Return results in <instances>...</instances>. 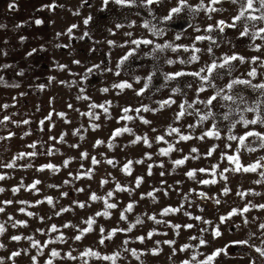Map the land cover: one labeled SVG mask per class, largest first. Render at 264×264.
<instances>
[{
  "label": "rangeland",
  "instance_id": "1",
  "mask_svg": "<svg viewBox=\"0 0 264 264\" xmlns=\"http://www.w3.org/2000/svg\"><path fill=\"white\" fill-rule=\"evenodd\" d=\"M200 2L188 0L193 6ZM203 2L204 9L199 12L191 13L185 9L172 20L165 21L161 17L176 6L177 0H162L160 4L149 6L139 0L133 6L109 3L103 11L102 0H87V3L84 0H0V66H8L7 60L12 58L11 69H16L13 60L18 57L23 60L22 69L35 70L42 64L51 101L48 155L44 165L56 166L55 171L40 170L41 166H0V175L5 177L0 180V189H3L0 207L4 209L0 212V224L5 227V232L0 235V244L4 245L0 247L2 264H46L49 259L52 264H182L183 261L191 264H264V256L255 250L264 249V228L260 227L264 224V208L259 207L264 205V177L261 176L264 148L253 137H249L245 145H241L239 139H228L230 135L239 138L247 131L264 133L262 124L246 127L242 122L235 123L240 120L241 112L245 119L255 118V112L242 110L264 100L261 95L264 90L238 84L229 93L226 87L237 78L250 80L253 85L264 83V39H253L251 34L240 36L245 23L251 33L264 27V21L242 19L236 22L235 28H229L226 25L233 23L239 4H233L231 0L217 4H211V0ZM208 7L220 10L207 12ZM77 11L79 14H74ZM89 15L92 19L84 24ZM38 19L43 23L37 25ZM220 20L226 22L223 32L217 27L211 32L206 31L209 24L216 25ZM145 21L150 22L149 28L143 26ZM253 23L255 28L251 27ZM73 24L77 27L69 33L67 30ZM117 24L121 27H116ZM153 25L163 29V35H154L149 30ZM198 35L211 36L212 40L198 41L195 39ZM145 39L152 40L153 44L137 46L132 43ZM165 43L184 47L176 51L165 48L153 52L155 44ZM193 45L202 51L195 53ZM209 47L212 54L207 51ZM133 49V55L118 68L121 57ZM233 53L244 57V62L232 61L230 74L228 68L212 73L210 79L214 87L191 75L165 79L166 74L177 71L197 72L210 65L213 59L219 63L225 54ZM193 54L199 56V60L188 62ZM253 57L259 59L253 62ZM169 59L175 63L168 64ZM180 60L185 63L181 64ZM97 64L99 69L87 72ZM253 68L257 72L255 77L248 75ZM149 74L152 79L148 88L137 95ZM124 81L132 87H113ZM202 84L205 90L197 91ZM221 89V96H217L211 105L200 102ZM227 94L243 96L245 103L223 100L222 95ZM168 100L175 103L163 104ZM181 104L185 105L184 115L177 119ZM92 105H104L108 111ZM145 106L148 111L144 110ZM125 108L130 109L127 115L132 119H120L125 115ZM209 111L213 115L201 121L199 117ZM260 112L264 115V103L260 104ZM225 113L230 114L227 120ZM144 120L150 123L146 124ZM233 123L235 127H232ZM213 126L219 131V138L205 135ZM125 127L132 131L113 137L116 129ZM171 128L179 131L171 132ZM181 135L190 139L181 140ZM145 136L148 144L143 141ZM158 136L164 139L158 141ZM136 137L141 139L133 143ZM98 140L103 143L96 144ZM169 145L173 150L162 155L160 149ZM250 148L255 150L250 151ZM49 149H52L51 154ZM192 149L197 151L192 152ZM84 152L88 154L86 158L81 156ZM185 156L188 159L184 164L173 163ZM228 156L239 158L240 171L233 170L237 163L228 160ZM92 157L99 163L93 164ZM109 159L114 163H107ZM66 160L69 161L67 166ZM129 161L130 174L123 170ZM251 165L259 166L255 172L243 171ZM199 169L207 171L200 172ZM191 170H195L193 178L186 175ZM89 172L90 176L85 175ZM137 177H142L139 186ZM37 180L40 183L29 189L28 186ZM104 180L107 183L102 184ZM203 180H215L216 183H201ZM117 183L128 190H117ZM14 188L19 191L14 192ZM109 191L113 196L108 202L117 207L108 209V216H97V212L105 211L104 200L93 201L90 197L93 193L106 197ZM46 197H52V205L47 203ZM79 203L85 207H79ZM129 203L133 205L130 212L125 210ZM245 206L249 211L241 212ZM21 208L25 211L21 212ZM62 208L68 211L56 215ZM165 208L178 211L164 214ZM233 209L236 213L229 216ZM28 212L34 215L29 216ZM122 213L126 219L120 218ZM153 215L160 223L149 219ZM138 217L139 224L136 223ZM221 217H225L223 223ZM89 218L94 220L92 230L82 233L81 230L88 227L86 221ZM16 221L26 223L13 227ZM189 224L191 228L185 227ZM52 225L56 226L55 232L51 230ZM131 225L135 227L127 231ZM217 228L221 232L218 237L214 235ZM113 229L124 231L113 233ZM149 232H152L151 237ZM77 235H81L80 240L75 239ZM12 236L22 239L13 241ZM137 237H144L143 242ZM101 239H104L103 244ZM201 239L206 243L201 244ZM166 240L175 243L169 245L164 243ZM33 241H39V245L33 247ZM233 241L247 243L234 244ZM184 245L189 247L181 251ZM88 249L98 252L99 257L82 255ZM151 249H158L159 254L153 255ZM217 249L226 250L213 256ZM53 250L60 255L52 257ZM131 250H136L139 259ZM13 252L21 254L12 257ZM68 253L76 259H70ZM115 253H119L115 261L103 259ZM32 257H36L35 262Z\"/></svg>",
  "mask_w": 264,
  "mask_h": 264
},
{
  "label": "snow or ice",
  "instance_id": "2",
  "mask_svg": "<svg viewBox=\"0 0 264 264\" xmlns=\"http://www.w3.org/2000/svg\"><path fill=\"white\" fill-rule=\"evenodd\" d=\"M85 3H87V0H84ZM138 0H102V8H101V11H103L104 9H106V7L108 6L109 3H114L116 5H119V6H133L135 4H137ZM140 3H142L143 5L145 6H149V5H153V4H160L162 3V0H139ZM222 0H211V4H217V3H221ZM231 2L233 4H239V11L238 13L232 18L233 20V23L231 24H227L226 25V22L224 20H220L217 22L216 25H212V24H209L207 26V29L206 31L207 32H211L213 30L214 27H217L219 28V31L220 32H223L224 31V26L226 25L227 27L229 28H235L236 27V22L237 21H241L242 19L243 20H246V21H252V22H255V21H264V0H231ZM258 5V7H257ZM10 7H13V5H10ZM51 7V6H50ZM185 9H188L191 13H197L199 12L201 9H204V2L203 0H201L200 4L198 5H190L188 3V0H177V4L176 6L172 7L169 9L168 11V14L161 17L162 20H165V21H170L174 18V16L176 15H179L182 11H184ZM207 12H215V11H219L220 9H217V8H214V7H208L207 9H205ZM255 13H259V15H256ZM74 14H79V12L77 11L76 13ZM92 19L91 15H89L88 17H86L84 19V24H88L89 21ZM35 23L37 25L43 23V21L41 20H36ZM149 21H145L143 26L145 28H149ZM77 25L73 24L71 25L69 28H68V32L71 33L72 32V29L73 28H76ZM116 27H121V25L117 24ZM252 28H255V24L253 23L251 25ZM154 35H157V36H160V35H163V29H157L154 25L149 29ZM197 31H199V29H197ZM249 34H251L252 38L253 39H256L257 37L261 38V39H264V36H262L261 34H264V27H260L258 29H256L255 31H251L250 33V29H249V25L247 23H245L244 25V29L243 31L240 32V36H248ZM85 35H87V33H85ZM127 35H131V33H127ZM177 39H179V35H177L176 37ZM23 39V38H21ZM196 40L198 41H201V40H212V37L211 36H203V35H198L195 37ZM109 43H112L111 41H109ZM133 44H136L137 46H139L141 43L143 44H153V41L152 40H133L132 41ZM180 47H184L183 45H176V46H173L171 43H165V44H155V47L153 48V52H155L156 50H160V51H163L165 48H170L172 51H176L177 48H180ZM257 49H259V45L256 46ZM187 50V49H186ZM193 50L195 53H199L201 52L202 50L200 48H196L194 45H193ZM35 51V49L33 50ZM135 49L133 50H130L126 55H124L123 57H121L119 63L117 64V67L119 68L126 60H128V58L130 56L133 55ZM208 53L209 54H212V48L209 47L207 49ZM29 55H31V53H29ZM257 59H259L258 57H253L252 58V61L255 62ZM199 60V56L193 54L191 57H190V60L188 62H194V61H197ZM236 60H239L240 62H244V57L242 56H239L238 54L236 53H233L232 55H227L225 54L222 58H221V62H217L216 59H213L212 60V63L210 65H206V67L204 68H201L199 71L197 72H190V73H186L184 71H177L175 73H169V74H166L165 75V79L166 80H172L176 77H180V76H183V75H191V76H194V77H197L200 81L202 82H208L209 83V86H212L214 87V84H212V81L210 79L212 73H214L217 69H223V68H228L229 70V74L231 72V62L232 61H236ZM75 63H80L79 61H74ZM168 64H172V63H175V61L169 59L166 61ZM181 64L185 63L184 60H180L179 61ZM63 67V66H61ZM100 68V65L97 64V65H93L92 68H89L87 69V72L91 73L93 71V69H99ZM107 71H111V69H106ZM207 73V75H201V73ZM116 75H119V72H116L115 73ZM248 75L251 76V77H255L257 75V72H256V69L253 68L251 71L248 72ZM137 80L139 79V77L136 78ZM151 79H152V74H149L148 77L146 78L147 82L145 83L144 85V88H141L139 90V92H137V95L141 94L144 92V90L146 88H148L150 82H151ZM63 83V81L61 82ZM238 84H243V85H247V86H250L254 89H257V90H264V83L262 84H256V85H253L251 83L250 80H245V79H233L226 87L227 89L229 90V93H231V90L234 88L235 85H238ZM15 86V85H14ZM113 87H117V88H131L132 87V84L128 83L127 81H124V82H121L120 84H116V85H113ZM189 87H191V85H189ZM204 87H203V84L197 89V91L199 92H202L204 91ZM104 91H107V89H104ZM174 91H178V89H174ZM223 90H218L216 92L215 95L209 97L206 101H200L202 103H205L206 105H211L212 102L214 100L217 99V96H221ZM23 95V94H22ZM261 95L264 96V91L261 92ZM79 98V97H78ZM223 100H226V101H232L233 103H236L237 100H239V102L241 104H244L245 103V100H244V97L243 96H239V95H232V94H227V95H222L221 97ZM169 103H175V101H171V100H168V101H164L163 104H169ZM261 103H264V100H258L254 106L252 107H248L246 106L242 111L243 112H255L256 113V116L255 118L251 119V120H248V119H245L242 112H241V116H240V120L239 121H236L235 123H240L242 122L246 127L248 125H255L257 123L259 124H262L264 125V115L261 114L260 112V104ZM188 107H191V105H187ZM2 107L4 108H7L8 105H3ZM69 107H71L69 105ZM92 107H100V108H103L105 112L108 111L107 108L104 107V105H92ZM180 108H181V112L177 115V119H179L180 116H183L184 115V110H185V105L184 104H181L180 105ZM144 110L145 111H148L149 109L145 106L144 107ZM237 111H240L239 108L236 109ZM130 111L129 108H125L123 109V112L125 113V115L121 116L120 119H127V120H130L132 119L131 116H128L127 113ZM136 111H140L139 109H136ZM60 115H63V113H61ZM86 115H93L92 113H86ZM213 113L211 111H209L207 113V115H201L199 118L201 121L207 119L208 117L212 116ZM229 113H225L224 114V119H229ZM141 119H143V117H141ZM10 120V117L9 116H4L3 117V120H0V123H3L5 121H8ZM144 123H150L149 121L147 120H144L143 121ZM22 123L24 124H27L29 123L28 120H24L22 121ZM41 124L44 123V121L42 120L40 122ZM235 123H233L232 127H235ZM93 127H99L98 125H94ZM191 127V126H190ZM79 131V130H77ZM132 130L130 128H123V129H116L113 133V137L121 134L122 132H131ZM153 131H155V129H153ZM179 129H176V128H171V132H178ZM27 134V133H26ZM12 133H9V136H11ZM205 135L207 136H215L216 138H219V131L215 128V126H213V129L209 130L208 132L205 133ZM249 137H253L255 138L256 140L259 141V146L261 148H264V133H260V132H256V131H247L244 135L240 136L239 138H237L236 136L234 135H230L228 137V139L230 140H237L239 139V142L241 145H245V141L249 138ZM0 139H4V137H0ZM51 139H55V137H52ZM63 138L61 137V140ZM141 139V137H136V140L133 141V143L139 141ZM156 139L159 141V140H163L164 137L163 136H158L156 137ZM180 139L181 140H187V139H190V137L188 136H184V135H181L180 136ZM201 139H203V137H201ZM143 141L145 144H148V140H147V137L145 136L143 138ZM103 143V141H97L96 144H101ZM150 146V145H149ZM31 148H35L36 145L35 144H32L30 145ZM73 147H78V145H73ZM109 147H111V144H109ZM228 147H231V145H228ZM173 150V146L172 145H169L168 148H162L160 149V152L162 155H167L170 151ZM250 151H254L255 149H252L250 148L249 149ZM197 150L196 149H192V152H196ZM52 152V149H49V153L51 154ZM36 153L35 152H29V153H19L17 155V157H15L13 159L12 162L10 163H7L5 165H3L4 167H7V168H13L15 167V160L16 159H22L23 157L25 156H35ZM87 153L84 152V153H81V156L82 158H86L87 157ZM208 155H211V152L208 153ZM188 159L187 156L183 157L182 159H178V160H175L173 161V163L175 165H182L185 163V161ZM228 160L230 161H236L237 163V167L235 169H233L234 171H240L241 170V165H239V158L237 156H228ZM138 162H141V161H138ZM69 163V161H65L64 164L65 166H67V164ZM92 163L93 164H97L99 163V161L96 160L95 157H92ZM107 163L109 164H113L114 161L112 159H109L107 161ZM131 164V161H129L128 164H126L124 166V171L129 173L130 174V168H129V165ZM259 165H251L249 167H245L243 168V171L245 172H249V171H252V172H255L257 167ZM44 168H49V169H53L54 171L56 170V166L53 165V164H46V165H42L41 166V169L40 170H43ZM200 172H204V171H207L206 169H199ZM69 175H71V173H69ZM85 175H89L90 176V172L89 173H85ZM163 175V174H162ZM188 177L190 178H193L195 176V170H191L189 171L187 174H186ZM221 175L223 176V173H221ZM261 176L264 177V172L261 173ZM5 177L4 175H0V180H3ZM80 177L77 176V179H79ZM224 179H227V177H224ZM142 180V177H137V180H136V184L137 186H139L140 182ZM261 181H256V183H260ZM40 181L37 180L35 181L32 185H29V189H34L35 186L37 184H39ZM65 183H68V181H65ZM102 184L103 183H107L106 180L102 181L101 182ZM201 183H216L215 180H203L201 181ZM54 187V186H52ZM116 188L117 190L119 191H126L128 189H125L123 187H121V185L119 183L116 184ZM0 191H3V189H0ZM13 191H19L18 188H14ZM78 191H83V189H79ZM228 189H225V192H227ZM62 195L66 196L67 193H62ZM149 196L152 195V193H148ZM203 195V194H202ZM238 195H245V193H238ZM257 195H259V193H257ZM113 196V192L109 191L107 193V196L106 197H98L95 193H93L90 197L91 200L93 201H96V200H104V203H105V211L104 212H97L96 215L97 216H100V215H104V216H108L110 215V213L108 212V209H114L117 207V205L115 203H109L108 202V198L109 197H112ZM46 200H47V203L52 205L53 204V199L52 197H46ZM4 203H7V204H10L12 203V201H5ZM20 203H26V201H21ZM36 203H41V201H37ZM217 203H219V201H217ZM79 207L83 208L85 207V205L83 203H79ZM255 207V205L253 206ZM259 207L261 208H264V205H259ZM132 208H133V205L131 203H129L126 207V211H132ZM4 209L2 207H0V212H3ZM21 212L25 211L23 208L20 209ZM64 211H68V209L66 208H62L60 210V212H56L55 214L56 215H60L61 212H64ZM175 211H178V209H174V208H165L163 210V213L164 214H167L169 212H175ZM249 211V208L247 206H245L241 212H247ZM236 213V210L233 209L232 212H230L228 215L229 216H232ZM27 215L29 216H32L34 215V213H31V212H28ZM122 220L123 219H126V217L123 215V213L121 214V217H120ZM41 219H43V217H41ZM149 219L155 221L156 223H160L159 220L156 219V217L153 215V216H149ZM197 219H200L199 217H197ZM225 220V217H221V222L223 223ZM247 222V221H245ZM26 222L25 221H16L12 226L13 227H16L17 224H25ZM88 227L87 228H84L81 230L82 233H86V232H89L92 230V224L94 223V220L93 218H89L87 221H86ZM136 223L139 224L141 223V220L140 218L138 217L137 220H136ZM206 223H210V222H206ZM68 225H65V227H67ZM132 227H135V225H131L129 226L128 229H126L127 231H131L132 230ZM175 227H179V225H176ZM185 227H188V228H191L192 225H185ZM261 228H264V224L260 225ZM51 230L53 232L56 231V226L55 225H52V228ZM104 230L101 229V232H103ZM113 233L117 232V231H124V229H113L112 230ZM5 232V227L3 224H0V235H3V233ZM214 235L215 236H220L221 235V232L219 231V228H217L214 232ZM148 236L151 237L152 236V232H149L148 233ZM110 238V236L108 237ZM11 239L13 241H19L20 239H22L21 236H12ZM27 239L29 240H32L31 237H27ZM62 239V237H61ZM75 239L76 240H80L81 239V235H77L75 236ZM137 239L141 240V242H143L144 240V237H137ZM100 243L103 244L104 243V239H101L100 240ZM164 243L166 244H169V245H172L175 243V241H171V240H166L164 241ZM200 243L201 244H204L206 243V241H204L203 239L200 240ZM231 243H234V244H246L247 241H233ZM37 245H39V241H33V244L32 246L33 247H36ZM4 245L3 244H0V247H3ZM187 247H189L188 245H184L180 250L181 251H184ZM226 249H217L216 252L213 253V256L215 255H218L220 252L222 251H225ZM261 256H264V249H261V248H256L255 249ZM152 252L153 255H158L159 254V250L158 249H151L150 250ZM132 252V255L134 257H136L137 259H139V255H137V252L136 250H131ZM21 253L20 252H13L11 254L12 257H15V256H19ZM59 252H57L56 250H53L51 252V256L52 257H57L59 256ZM82 255H90V256H96V257H99V253L98 252H94L93 250L91 249H88L85 253H82ZM173 255H175V250L173 251ZM119 256V253H115L111 256H104L103 259L105 260H112V261H115V259ZM68 257L70 259H76V257H73L71 256V253H68ZM2 259L3 258H0V264H2ZM169 259H171V257H169ZM194 259V257H193ZM209 260L212 259V257H209L208 258ZM32 260L35 262L36 260V257H32ZM46 264H52V261L51 259H49L48 261H46ZM182 264H191L190 261H183ZM203 264V262H202Z\"/></svg>",
  "mask_w": 264,
  "mask_h": 264
},
{
  "label": "crops",
  "instance_id": "3",
  "mask_svg": "<svg viewBox=\"0 0 264 264\" xmlns=\"http://www.w3.org/2000/svg\"><path fill=\"white\" fill-rule=\"evenodd\" d=\"M22 61L19 57L13 60L16 69H11L12 58L7 60L8 66H0V120L10 117L0 123V137H4L0 139V166L12 162L19 153L29 152L36 155L16 159L15 165L42 166L48 155L51 101L45 71L42 64L39 69H22ZM5 104L7 108L2 107ZM24 120L29 123H22ZM32 144L36 147L31 148Z\"/></svg>",
  "mask_w": 264,
  "mask_h": 264
}]
</instances>
